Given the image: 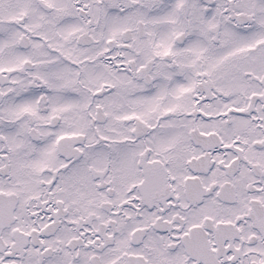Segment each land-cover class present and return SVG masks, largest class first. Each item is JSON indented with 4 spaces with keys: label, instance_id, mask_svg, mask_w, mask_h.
I'll return each instance as SVG.
<instances>
[{
    "label": "snow or ice",
    "instance_id": "6c2138e0",
    "mask_svg": "<svg viewBox=\"0 0 264 264\" xmlns=\"http://www.w3.org/2000/svg\"><path fill=\"white\" fill-rule=\"evenodd\" d=\"M0 264H264V0H0Z\"/></svg>",
    "mask_w": 264,
    "mask_h": 264
}]
</instances>
